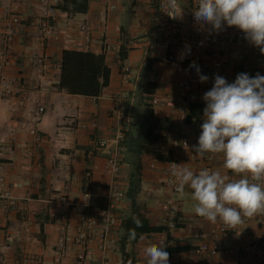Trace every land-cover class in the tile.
<instances>
[{
  "label": "crops",
  "instance_id": "0c3cea01",
  "mask_svg": "<svg viewBox=\"0 0 264 264\" xmlns=\"http://www.w3.org/2000/svg\"><path fill=\"white\" fill-rule=\"evenodd\" d=\"M159 2L113 0L115 8L109 9V0H88L84 12L58 10L55 14L57 34L48 37L42 45L36 39V22L44 15L39 0H0V51L2 34L10 31L14 36L12 63L7 75L16 83L27 84L22 105L15 96L0 97V175L4 179L0 189L8 188L16 201L15 207L10 208L8 201L0 198V264H19L25 260L26 264H55V247L65 231L71 241L61 264H76L82 250L89 251L90 255L85 264H101L100 224L90 230L84 246L74 239L84 210L85 170L89 166L92 169V181L98 192L92 207L96 208L104 203L102 194L111 181L106 161L114 153L123 161L117 181L126 194L115 208L120 221L118 228L105 236L110 264H146L144 248L149 244L163 245L173 264H261L247 247L253 237L258 236L264 242V214L249 218L242 236L222 235L224 245L245 250L237 259L233 255L210 256L200 252L201 239L182 226L166 232L160 223L161 206L168 195L164 168L171 160L163 149L180 128L190 132L189 145L180 151V162L196 173L206 169L193 146L201 132V109L206 106L203 95L213 84L200 82L198 77L193 87L200 92V102L190 106L186 116L173 107L150 104L155 97L177 98L176 83L184 77L166 69L162 61L146 51L145 39ZM8 12L17 13L21 23H6L2 15ZM188 15V3L183 0L179 18L187 20ZM81 21H86L90 27L88 38L80 30ZM237 47L246 58L258 60L264 66V58L255 54L258 47L252 44ZM65 50L104 56L110 70L109 85L98 97L71 95L57 88ZM169 55L172 59L185 57L183 52ZM37 56H43L47 64L39 86L31 66V60ZM124 68L129 71L125 73ZM240 73L251 77L257 74L254 68L244 70L240 62L234 60L211 77L213 83L217 75L231 83ZM149 74L163 81L152 96L146 97L141 83L147 81ZM115 95H121L130 105L132 119L125 139L118 146L113 142L117 129L113 111ZM147 104L152 108L153 122L145 121ZM37 106L44 107L35 125L39 140L29 132L30 114ZM98 138L108 140V145L88 164L87 152ZM156 151L159 152L158 161ZM152 162H156L155 167L150 166ZM211 170L220 171L228 178L231 174L223 168L222 154L217 156ZM63 196L71 204L69 208L62 205ZM175 198L183 220L209 235L215 223L194 213L191 189L186 187L184 195L179 193ZM140 217L147 222L137 228L134 220L141 222ZM130 229H135V239L129 238ZM206 241L210 242L209 237Z\"/></svg>",
  "mask_w": 264,
  "mask_h": 264
},
{
  "label": "built area",
  "instance_id": "2783aa9c",
  "mask_svg": "<svg viewBox=\"0 0 264 264\" xmlns=\"http://www.w3.org/2000/svg\"><path fill=\"white\" fill-rule=\"evenodd\" d=\"M188 3L189 15L187 20L179 18V13L183 9V0H176V7L173 9L170 6V0H160L155 6L154 16L152 18V25L145 39V48L149 54L158 58L164 64V67L177 75H184L176 83L177 98L166 95L163 98H152L150 104H164L168 107H173L179 111L182 116H186L189 112V107L200 102V92L194 89V84L198 80L196 67H190L193 62L200 69V74L208 77L207 84H213L212 73L221 72L224 68L234 60L240 62L244 70L254 68L257 73L264 76L263 64L253 59L246 58L241 52L238 45L252 44L245 38V34L235 27L225 26L220 31H214L211 26L201 25L194 19L193 11L196 9L198 0H186ZM40 5L44 10V15L38 18L36 22V39L42 45L46 42L47 38L57 34L56 12L62 9L64 0H39ZM109 9H114L115 4L113 0H109ZM170 15L176 16L172 18ZM2 19L10 25H19L21 23L20 16L15 12H8L2 15ZM80 30L88 38L90 34V27L86 21H81L79 24ZM14 43L13 33L5 31L2 34V48L0 51V97H16L18 103L23 104V93L27 90L25 82L16 83L11 80L7 75V69L12 63L11 50ZM253 45V44H252ZM176 52H183V58L168 59L169 54ZM256 55L264 58V54L257 48ZM31 66L39 80L43 77L47 70V64L43 56H37L31 60ZM125 73L128 68H124ZM236 79L233 78L231 83ZM147 81L158 86L162 83L163 79L154 74H149ZM36 82V83H37ZM113 111L115 121L117 124L116 133L113 142L116 146L125 139L126 133L131 124V107L123 100L121 95L113 97ZM203 110L201 109V121L203 123ZM44 113L43 106H37L30 114V122L32 125L29 127V132L39 140V134L35 125L40 121ZM180 128V127H179ZM190 142V132L180 128L175 135L170 139L169 145L163 149L165 154L171 157L164 168L165 180L164 184L168 190V195L164 199L161 212V225L166 232H171L178 227L187 229L193 236L201 239L198 251L206 253L210 256L218 254L233 255L235 259L240 257L245 250L241 247H229L222 243V235L226 233H233L237 236H242L247 230L249 218H244L243 223L233 229L227 228L222 222L217 221L212 232L207 235L195 229L192 223H186L180 216V206L175 198L179 192L177 191V180L172 175L173 164H178L182 167L183 164L179 160L180 151L187 147ZM108 145V140L98 138L93 148L87 152V163L91 164L93 158L101 149ZM161 153V152H160ZM110 156L106 161V170L109 174L111 181L106 187V192L102 194L103 204L99 207H92V200L97 196V189L92 181V169L89 166L84 173V190H83V211L80 215L78 231L74 241L79 245L84 246L88 240V234L97 224L101 226V264H110L108 261L107 245L105 243V236L114 228H118L119 217L115 212V208L119 202L125 198V190L119 185L117 177L122 165V158L118 153ZM159 152H155L156 161H158ZM218 155L211 153L205 154L202 160L206 164V169L211 170ZM156 162L151 163V167H155ZM230 180L239 179L231 172ZM4 184V179L0 175V186ZM0 198L8 201V206L14 208L16 201L11 195L8 188L0 189ZM63 206L70 207L71 204L66 200V197H61ZM210 242H207L208 239ZM71 241L70 236L65 233L59 238L55 247V264H61L65 256L67 244ZM247 250L253 252L256 259L264 264V242L260 237H253L248 243ZM89 251L82 250L78 253L76 264H85L89 259ZM19 264H26L25 261ZM169 264H173L169 258Z\"/></svg>",
  "mask_w": 264,
  "mask_h": 264
},
{
  "label": "clouds",
  "instance_id": "9594fccd",
  "mask_svg": "<svg viewBox=\"0 0 264 264\" xmlns=\"http://www.w3.org/2000/svg\"><path fill=\"white\" fill-rule=\"evenodd\" d=\"M170 6L174 9L176 0H170ZM193 15L214 31L225 26L239 29L264 54V0H198ZM190 67H196L200 82L207 81L194 62ZM203 100V123L193 150L201 157L222 154L223 168L240 178L230 180L209 169L196 173L175 163L172 175L181 195L186 187L191 189L196 215L233 229L244 218L264 214V76L240 73L229 83L217 75ZM134 223L142 227L138 219ZM129 238H136L135 229L129 230ZM144 256L146 264H169L163 245H147Z\"/></svg>",
  "mask_w": 264,
  "mask_h": 264
},
{
  "label": "trees",
  "instance_id": "16d2710c",
  "mask_svg": "<svg viewBox=\"0 0 264 264\" xmlns=\"http://www.w3.org/2000/svg\"><path fill=\"white\" fill-rule=\"evenodd\" d=\"M87 7L88 0H64L62 9L65 11L84 12ZM168 59H172L170 55H168ZM109 77L110 70L105 63L103 55H96L88 51L65 50L57 88L67 94L96 98L100 95L101 90L109 85ZM155 88L156 85L149 81L141 83V91L146 97L152 96ZM147 105L145 107V121L153 122L155 119L152 108H150V104ZM142 136L147 137L145 134ZM139 219L143 224L147 222L143 217Z\"/></svg>",
  "mask_w": 264,
  "mask_h": 264
}]
</instances>
